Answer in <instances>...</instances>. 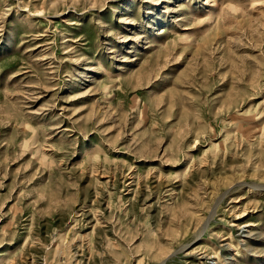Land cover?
I'll use <instances>...</instances> for the list:
<instances>
[{
    "label": "rangeland",
    "instance_id": "1",
    "mask_svg": "<svg viewBox=\"0 0 264 264\" xmlns=\"http://www.w3.org/2000/svg\"><path fill=\"white\" fill-rule=\"evenodd\" d=\"M0 264H264V0H0Z\"/></svg>",
    "mask_w": 264,
    "mask_h": 264
}]
</instances>
